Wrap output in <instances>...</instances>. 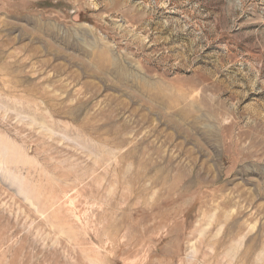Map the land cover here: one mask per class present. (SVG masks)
<instances>
[{
    "label": "rangeland",
    "instance_id": "374dc122",
    "mask_svg": "<svg viewBox=\"0 0 264 264\" xmlns=\"http://www.w3.org/2000/svg\"><path fill=\"white\" fill-rule=\"evenodd\" d=\"M0 264H264V0H0Z\"/></svg>",
    "mask_w": 264,
    "mask_h": 264
}]
</instances>
